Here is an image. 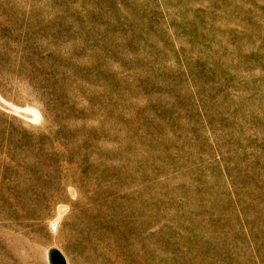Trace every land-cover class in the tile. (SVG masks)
I'll return each instance as SVG.
<instances>
[{"label": "rangeland", "instance_id": "374dc122", "mask_svg": "<svg viewBox=\"0 0 264 264\" xmlns=\"http://www.w3.org/2000/svg\"><path fill=\"white\" fill-rule=\"evenodd\" d=\"M52 248L264 264V0H0V264Z\"/></svg>", "mask_w": 264, "mask_h": 264}, {"label": "clouds", "instance_id": "9594fccd", "mask_svg": "<svg viewBox=\"0 0 264 264\" xmlns=\"http://www.w3.org/2000/svg\"><path fill=\"white\" fill-rule=\"evenodd\" d=\"M71 213V208H68V211L65 213V216ZM64 217L54 216L46 221V226L51 233H56L62 226Z\"/></svg>", "mask_w": 264, "mask_h": 264}, {"label": "water", "instance_id": "95a60500", "mask_svg": "<svg viewBox=\"0 0 264 264\" xmlns=\"http://www.w3.org/2000/svg\"><path fill=\"white\" fill-rule=\"evenodd\" d=\"M57 256L59 259L61 260H65V263H66V259L64 257V255L60 252L59 249L57 248H52L51 251H50V258H51V263L53 261V258ZM67 264V263H66Z\"/></svg>", "mask_w": 264, "mask_h": 264}, {"label": "flooded vegetation", "instance_id": "af4514ba", "mask_svg": "<svg viewBox=\"0 0 264 264\" xmlns=\"http://www.w3.org/2000/svg\"><path fill=\"white\" fill-rule=\"evenodd\" d=\"M63 260L59 259L57 256L53 258L52 264H63Z\"/></svg>", "mask_w": 264, "mask_h": 264}, {"label": "trees", "instance_id": "16d2710c", "mask_svg": "<svg viewBox=\"0 0 264 264\" xmlns=\"http://www.w3.org/2000/svg\"><path fill=\"white\" fill-rule=\"evenodd\" d=\"M62 263H63V264H66V263H65V260H63Z\"/></svg>", "mask_w": 264, "mask_h": 264}]
</instances>
